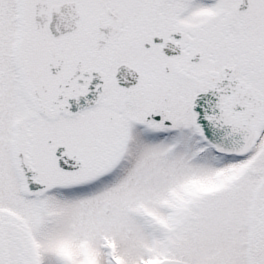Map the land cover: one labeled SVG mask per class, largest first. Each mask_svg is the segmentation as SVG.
<instances>
[{"label":"snow or ice","instance_id":"snow-or-ice-1","mask_svg":"<svg viewBox=\"0 0 264 264\" xmlns=\"http://www.w3.org/2000/svg\"><path fill=\"white\" fill-rule=\"evenodd\" d=\"M0 264H264V0H0Z\"/></svg>","mask_w":264,"mask_h":264}]
</instances>
